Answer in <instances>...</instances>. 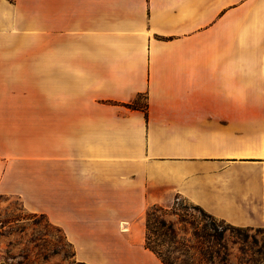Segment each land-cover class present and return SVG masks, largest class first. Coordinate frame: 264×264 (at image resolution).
Returning a JSON list of instances; mask_svg holds the SVG:
<instances>
[{
    "label": "crops",
    "instance_id": "obj_1",
    "mask_svg": "<svg viewBox=\"0 0 264 264\" xmlns=\"http://www.w3.org/2000/svg\"><path fill=\"white\" fill-rule=\"evenodd\" d=\"M176 196L264 227V0H0V206L79 262L164 264Z\"/></svg>",
    "mask_w": 264,
    "mask_h": 264
},
{
    "label": "rangeland",
    "instance_id": "obj_2",
    "mask_svg": "<svg viewBox=\"0 0 264 264\" xmlns=\"http://www.w3.org/2000/svg\"><path fill=\"white\" fill-rule=\"evenodd\" d=\"M139 103H145L144 97H140ZM5 200L6 204L0 206V261L6 264H79L74 247L59 227L46 216L27 211L19 200ZM162 208L159 214L171 220L177 232L191 239L194 247L197 243L193 232L205 223H214L218 230L225 231L228 248L222 249L221 257L224 258L217 257L206 264H264V227L232 226L179 196L175 197L171 208Z\"/></svg>",
    "mask_w": 264,
    "mask_h": 264
},
{
    "label": "trees",
    "instance_id": "obj_3",
    "mask_svg": "<svg viewBox=\"0 0 264 264\" xmlns=\"http://www.w3.org/2000/svg\"><path fill=\"white\" fill-rule=\"evenodd\" d=\"M126 106L142 108L147 115V103L141 106L138 102H134L126 104ZM162 210L163 208L160 205H153L148 209L144 243L145 247L150 249L162 263L206 264L207 262H214L217 257L224 258V256L221 257L222 249L226 250L228 248L225 243V231L218 230L214 223H205L201 229H195L193 232V237L197 243V247H194L191 239H187L177 232L171 220H167L159 214ZM41 215L46 216L44 214ZM208 215L213 217L210 214ZM192 250H196L195 253ZM196 254L197 256H195ZM79 264L86 263L79 262Z\"/></svg>",
    "mask_w": 264,
    "mask_h": 264
}]
</instances>
